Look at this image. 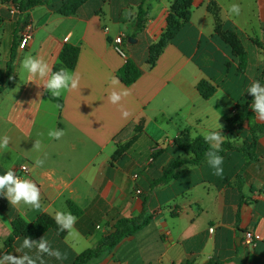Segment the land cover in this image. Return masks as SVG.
<instances>
[{
	"label": "crops",
	"instance_id": "0c3cea01",
	"mask_svg": "<svg viewBox=\"0 0 264 264\" xmlns=\"http://www.w3.org/2000/svg\"><path fill=\"white\" fill-rule=\"evenodd\" d=\"M60 1L45 0L27 11L32 37L25 49H17L9 85L0 94V138H10L8 148L0 150V175L27 164L29 172L21 179L36 183L41 193L39 209L12 206L0 195V257L14 218H54L57 211L70 212L69 201L81 210L74 231L63 238L50 230L41 236L66 258L45 256V264H71L116 220L143 214L149 217L147 226L86 264H264V135L250 163L242 153L228 151L222 175H215L205 158L159 183L172 160L192 157L172 145L184 130L192 138L218 130L224 140L239 144L247 135L245 130L229 136L228 121L237 105L252 102L247 88L254 80L264 86V0H192L188 21L154 66L149 47L165 29L173 0L75 1L66 15L55 11ZM233 3L239 4V15L229 13ZM4 6L0 87L7 81L17 19ZM140 8L142 29L136 25ZM119 34L126 58L112 44ZM66 43L79 48L76 66L68 69L79 76V87L65 91L57 108L50 92L37 85L42 81H28L21 61L28 55L43 57L54 69ZM128 58L141 75L127 86L116 73ZM113 78L130 93L116 105L108 100ZM201 81L214 87L208 99L196 88ZM123 111L129 113L126 118ZM254 120L264 123L255 113ZM52 129L65 135L50 138ZM37 140L39 151L33 149ZM36 159L44 160L42 167L34 166ZM246 229L256 238L251 250L242 243ZM22 242L17 239L8 253L22 254L16 252Z\"/></svg>",
	"mask_w": 264,
	"mask_h": 264
},
{
	"label": "trees",
	"instance_id": "16d2710c",
	"mask_svg": "<svg viewBox=\"0 0 264 264\" xmlns=\"http://www.w3.org/2000/svg\"><path fill=\"white\" fill-rule=\"evenodd\" d=\"M76 1V2H75ZM83 0H61L58 9H52L56 12L66 15L69 12V6L73 2L80 3ZM1 3L12 4L18 9V15L16 16V27L13 36V42L10 49L9 58L6 64V83L0 87V94L9 85V73L14 62L16 52L18 49V35L24 26L29 22L27 11L42 3L45 0H0ZM192 0H173L166 19V27L160 35L158 41L149 47V63L154 66L157 59L164 51L166 46L170 44L173 35L179 30V28L188 21L190 15V6ZM211 6H215L213 1ZM145 12L140 8L136 25L138 29H142V23L144 21ZM233 44V43H232ZM239 53L242 52L238 48V44L234 45ZM79 55V48L71 44H65L59 54L58 64L54 67L53 71H59L61 68L73 69L76 66ZM141 75L139 66L131 59H127L124 65L117 71V78L124 85L133 84ZM198 92L204 99H208L214 92V87L205 81H201L196 86ZM56 105L62 106V101L59 98L49 96ZM252 102H246L239 104L234 109L233 116L229 119L228 133L229 136L232 133H243L247 131L246 136H241L242 143H236L226 138L221 145V151L219 155L222 157L228 151H237L244 155L246 163H250L257 159V142L260 136L264 135V123H257L254 120V111L250 107ZM174 148L182 152L183 154H191L192 157L189 160H178L175 158L172 160L164 170V174L159 183H168L177 176L178 170L186 164H199L206 158V154L210 149V145L206 143L201 136L192 138L187 130L181 132V134L175 138L172 142ZM241 177V174L240 176ZM67 207L71 214L78 216L81 214V210L72 202H67ZM171 215H175L174 212ZM149 217L143 214L138 218H120L112 225L111 230L107 232L96 244L95 247L86 249L79 255L75 256L71 264H86L89 260L94 258H100L106 252L113 249L124 238L136 234L141 228L149 224ZM54 232L57 237L63 238L66 231H61L54 218L48 214L39 215L34 221L26 222L21 217H16L11 222V234L4 241V253H8L13 247L14 242L17 239H24L25 237H31L33 240H39L46 231ZM2 255V256H3ZM185 264H191L186 262ZM208 264H219L214 260H210Z\"/></svg>",
	"mask_w": 264,
	"mask_h": 264
},
{
	"label": "clouds",
	"instance_id": "9594fccd",
	"mask_svg": "<svg viewBox=\"0 0 264 264\" xmlns=\"http://www.w3.org/2000/svg\"><path fill=\"white\" fill-rule=\"evenodd\" d=\"M229 13L239 15V4L233 3L229 6ZM21 68L28 75L29 82L42 81V85L45 90L50 92L53 97L59 98L65 91H73L79 87V76L69 71L68 69L61 68L59 71H53L52 66L43 57H34L32 55L26 56L21 61ZM113 90L108 96V100L111 104L116 105L128 95L129 91L120 85L118 79L113 78L111 80ZM247 93L253 98L250 107L256 114L259 121L264 122V86L259 81L254 80L247 88ZM57 108L60 105H56ZM122 115L126 118L129 113L123 111ZM219 128L222 126L218 123ZM65 135L63 130L52 129L48 132V136L53 139L59 140ZM203 139L210 145V149L206 154L207 163L214 169L215 175L223 174V157L219 155L222 150L223 136L218 130H210L203 134ZM10 138L3 136L0 138V150H6L9 146ZM34 150L39 151L41 149V142L35 141ZM44 160L36 159L35 167H42ZM0 195H3L12 206H19L23 203L26 206H30L36 209L41 207V193L39 187L33 181L29 179H21L16 175L13 169H9L5 174L0 175ZM54 219L61 231H74V226L77 222V217L70 212L57 211ZM27 249L28 251H23ZM34 250V255L30 254ZM16 252L22 253L20 255H13L11 253H5L0 257V264H45L44 257H54L57 260H63L66 257L61 253L59 249L51 247L49 241L42 237L39 240H33L31 237H25L23 239L20 248L16 249Z\"/></svg>",
	"mask_w": 264,
	"mask_h": 264
},
{
	"label": "built area",
	"instance_id": "2783aa9c",
	"mask_svg": "<svg viewBox=\"0 0 264 264\" xmlns=\"http://www.w3.org/2000/svg\"><path fill=\"white\" fill-rule=\"evenodd\" d=\"M0 4L5 5L4 7H6V10L8 11L10 15L14 17L18 15L19 13L18 9L12 4L1 3V2ZM32 32H33L32 25L30 22H28L19 34V39H18V49L19 50L25 49V47L27 46V44L29 43L32 37ZM123 40H124L123 34H119L113 38L112 44H113L114 50L121 57L126 58L125 51L122 47ZM28 172H29V166L27 164H21L20 166H18L17 170L15 171L16 175L20 178L22 175H26ZM137 177H138L137 175L133 176L134 179H136ZM137 193H140V190H137ZM242 243L246 250H251L255 246L256 238H255V235L252 229H246L243 232Z\"/></svg>",
	"mask_w": 264,
	"mask_h": 264
},
{
	"label": "rangeland",
	"instance_id": "374dc122",
	"mask_svg": "<svg viewBox=\"0 0 264 264\" xmlns=\"http://www.w3.org/2000/svg\"><path fill=\"white\" fill-rule=\"evenodd\" d=\"M6 89V88H5Z\"/></svg>",
	"mask_w": 264,
	"mask_h": 264
}]
</instances>
